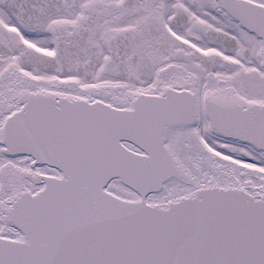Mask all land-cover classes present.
Listing matches in <instances>:
<instances>
[{
    "label": "snow or ice",
    "instance_id": "6c2138e0",
    "mask_svg": "<svg viewBox=\"0 0 264 264\" xmlns=\"http://www.w3.org/2000/svg\"><path fill=\"white\" fill-rule=\"evenodd\" d=\"M0 264H264V0H0Z\"/></svg>",
    "mask_w": 264,
    "mask_h": 264
}]
</instances>
